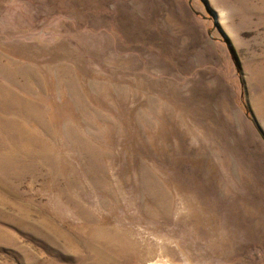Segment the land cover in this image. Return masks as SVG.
<instances>
[{
    "label": "rangeland",
    "instance_id": "rangeland-1",
    "mask_svg": "<svg viewBox=\"0 0 264 264\" xmlns=\"http://www.w3.org/2000/svg\"><path fill=\"white\" fill-rule=\"evenodd\" d=\"M183 1L0 0V264H264V0Z\"/></svg>",
    "mask_w": 264,
    "mask_h": 264
},
{
    "label": "crops",
    "instance_id": "crops-1",
    "mask_svg": "<svg viewBox=\"0 0 264 264\" xmlns=\"http://www.w3.org/2000/svg\"><path fill=\"white\" fill-rule=\"evenodd\" d=\"M135 1L136 0H129V17L126 19L121 17L122 19L118 21L126 20L128 22H134L136 23L135 25L140 28H141V23H149L148 27L142 26L143 29L141 30V32L148 31L149 33V29L152 28V30H154L156 34L149 33L148 36L144 34L143 36L139 37L138 42L141 44V48L143 47V45L146 44V40H152L151 37H155V39L152 40V45L155 46V44L156 45L160 44L162 46L159 47H162L164 49L168 43L165 32L166 23H169L168 25L169 28L173 30L172 34H174V36H172L171 38H180L179 42L182 44L185 43L186 46H188L186 44L188 37L192 38V35L200 32L197 29L195 30V27H197V25L199 24L198 16H196L195 13H192L193 15L190 13V9H191L189 7L190 4H185L183 0H143L142 2L141 0H138L137 3H135ZM172 8L177 13H180V10H182L185 13L184 14L185 18L181 19V21L184 20L185 22L189 23L188 24L189 27L186 28L187 34L183 33L182 26L178 24V21L171 16L170 10ZM167 12H170V14L165 16ZM159 13L164 17L161 18ZM178 35H180L181 37ZM198 35L199 37L198 40L196 41V50L198 47L203 48V44L204 45L211 44V42L209 41L208 37L205 34L201 33ZM191 47L192 46H190L189 48H185L183 51L189 50L190 52ZM196 50L193 53H195ZM157 58H158L156 61L157 65L153 66V68H162L161 66L158 65L159 62H165V60L161 58V53L157 55ZM141 61L147 64L142 55H141ZM138 64L139 63L136 61V65ZM200 65L201 63H199V65L196 68H199ZM141 68L142 66H140L138 70H140Z\"/></svg>",
    "mask_w": 264,
    "mask_h": 264
},
{
    "label": "water",
    "instance_id": "water-1",
    "mask_svg": "<svg viewBox=\"0 0 264 264\" xmlns=\"http://www.w3.org/2000/svg\"><path fill=\"white\" fill-rule=\"evenodd\" d=\"M197 14H198L199 16L203 17V19H208L207 17H205V16L199 14L198 12H197ZM212 30H213V27L210 28V29L208 30L209 35L212 33ZM253 121H254V120H253ZM257 128H258V127H257ZM258 129H259V131L262 133V130H261L260 128H258Z\"/></svg>",
    "mask_w": 264,
    "mask_h": 264
}]
</instances>
